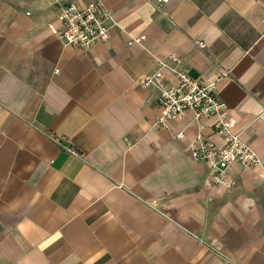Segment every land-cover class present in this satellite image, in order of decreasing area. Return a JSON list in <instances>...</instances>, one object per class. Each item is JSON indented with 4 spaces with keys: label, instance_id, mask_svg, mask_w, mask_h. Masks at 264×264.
I'll return each mask as SVG.
<instances>
[{
    "label": "crops",
    "instance_id": "obj_1",
    "mask_svg": "<svg viewBox=\"0 0 264 264\" xmlns=\"http://www.w3.org/2000/svg\"><path fill=\"white\" fill-rule=\"evenodd\" d=\"M66 1L112 11L111 39L64 45ZM173 56L264 166V0H0V264H264L261 168L217 186L189 148L216 117L154 122L139 79Z\"/></svg>",
    "mask_w": 264,
    "mask_h": 264
},
{
    "label": "built area",
    "instance_id": "obj_2",
    "mask_svg": "<svg viewBox=\"0 0 264 264\" xmlns=\"http://www.w3.org/2000/svg\"><path fill=\"white\" fill-rule=\"evenodd\" d=\"M150 1L159 7L169 0ZM58 18L62 27L58 29L50 25L51 30L64 45L83 51L91 48L97 41L111 39L112 29L117 26L114 13L106 9L101 2H91L82 7L74 1H66L60 6ZM143 39L145 36L131 40L130 44L133 41L141 42ZM197 44L200 48L205 47L202 41ZM171 58L174 66L159 60V68L154 73L142 75L139 79L142 87H154L158 91L156 105L159 114L155 118V124L168 129L188 111H192L196 118L215 116L217 120L214 124V133L222 139V143L217 145L199 131L189 148L196 160L209 164L210 176L217 186L227 189L233 187L234 182L230 174V167L233 164H239L243 168L258 166L264 172L263 161L258 153L239 133L233 131V119L223 114L226 104L215 92L216 81L205 82L192 77L180 67L182 64L180 58L175 56ZM166 68L170 69L175 79L170 85L164 73ZM224 74L226 72L222 73ZM178 136L183 135L180 133ZM52 140L69 153L78 155L75 149L62 144L57 137H53Z\"/></svg>",
    "mask_w": 264,
    "mask_h": 264
}]
</instances>
